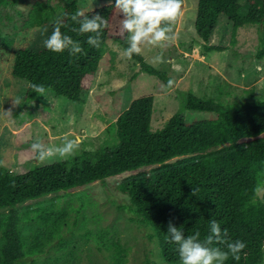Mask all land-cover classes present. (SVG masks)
I'll return each mask as SVG.
<instances>
[{
	"label": "trees",
	"instance_id": "trees-1",
	"mask_svg": "<svg viewBox=\"0 0 264 264\" xmlns=\"http://www.w3.org/2000/svg\"><path fill=\"white\" fill-rule=\"evenodd\" d=\"M21 1L28 8L24 29L48 26L47 38L60 18L66 25L62 33L83 49L80 54L69 55L68 51L50 52L43 45L39 50L18 47L12 75L28 81L22 109L38 96L32 84H41L45 90L75 102L81 100L96 80L108 41L129 46L128 33L120 30L122 17L114 8L115 0L85 11L89 17L99 14L109 21L99 48L87 43L89 34L71 31L79 27L70 19L80 10L77 0L61 4L53 0H0V9L4 10H0V25L7 17L18 29L6 8ZM246 4L248 12L243 15L239 12L241 0H198L195 29L206 51L224 48L210 43L218 16L223 13L235 29L258 25L261 44L256 55L264 57V0H246ZM11 46L12 40L0 32V51ZM132 58L162 83L172 81L141 53ZM158 89L161 91V84ZM154 107V94L133 99L107 126L115 130L112 145L29 169L0 166V264H36L37 256L53 240L62 238L67 211L64 209L61 215L57 202L68 192L117 176L121 179L116 187L129 197V220L156 240L167 261H179L177 246L169 242V223L181 228L185 236L199 231L203 240L209 233V222L215 219L222 231L228 230L229 240L247 245L239 261L230 255L225 264L263 263L264 197H256L253 190L258 180H264V99L223 103L190 91L183 109L204 115L187 116L177 111L157 129L152 127ZM192 188L199 189L196 197L191 196ZM44 197L46 201L37 207H23L27 201ZM215 246L226 250L224 245ZM124 261L125 255L120 252L117 263ZM142 264H152L151 258L147 255Z\"/></svg>",
	"mask_w": 264,
	"mask_h": 264
},
{
	"label": "rangeland",
	"instance_id": "rangeland-1",
	"mask_svg": "<svg viewBox=\"0 0 264 264\" xmlns=\"http://www.w3.org/2000/svg\"><path fill=\"white\" fill-rule=\"evenodd\" d=\"M77 1L85 12L111 0ZM24 2L6 8L18 29L7 17L0 25V32L12 40L9 49L0 51V161L11 169H29L35 164L62 160L39 162L31 149L34 141L44 149L55 150L79 138L78 150L67 158L112 145L116 141L115 130L107 126L133 99L143 95L155 96L153 129L162 127L177 111L187 116L204 115L183 109L190 91L223 103L264 99V57L256 55L261 44L258 25L245 24L236 30L228 16L221 13L210 43L224 48L206 51L195 29L198 0H184L182 12L172 26L175 38L156 45L147 41L140 45L143 58L172 78L171 87L157 75L143 71L138 60L127 59L121 43L109 40L96 80L81 100L75 102L46 89L45 97L38 95L27 108L14 106L13 98L21 97L23 102L28 86L27 80L12 75L17 49L26 45L39 50L48 30V26L23 28L28 16ZM239 12L243 15L248 12L246 0H241ZM120 179L117 176L97 181L68 192L57 202L61 215L64 209L67 211L62 238L53 240L37 256L36 264H118L120 252L125 255L124 264H142L147 255L152 264H179L167 261L156 240L129 220V197L116 187ZM40 199L27 201L23 207L28 204L37 207L47 198ZM28 261L31 263V258Z\"/></svg>",
	"mask_w": 264,
	"mask_h": 264
},
{
	"label": "clouds",
	"instance_id": "clouds-1",
	"mask_svg": "<svg viewBox=\"0 0 264 264\" xmlns=\"http://www.w3.org/2000/svg\"><path fill=\"white\" fill-rule=\"evenodd\" d=\"M182 3L183 0H115L114 8L122 17L119 20L120 30L128 33L129 46L124 49L127 59L140 54V45L144 41L156 45L175 38L172 26L181 14ZM70 19L79 25L78 28L74 27L71 31L78 35L89 34L87 43L95 48L100 47L103 31L110 27L106 18L99 14L89 17L85 12L77 10ZM65 26L63 20L57 18L51 35L43 40V47L58 54L65 51H68L69 55L82 53L83 49L80 44L74 41L71 36L62 33L61 28ZM170 33L172 36L169 35ZM172 84L173 81L170 80L168 87H171ZM30 87L33 92L45 97L46 90L43 85L32 84ZM22 104L21 97L13 98L14 106ZM79 145L80 139L74 138L63 147L53 150L51 148L44 149L42 144L34 141L31 149L37 154V160L43 163L52 158L63 159L73 156ZM3 164L4 162L0 161V166ZM253 191L256 197H264V180H258ZM198 192V188H192L191 196L196 197ZM167 233L170 237L169 242L177 246L179 264H225L230 255L234 260L239 261L240 253L247 246L241 240H229L228 230L222 231L220 223L215 219L209 222V233L203 240L200 239L199 231L194 235L185 236L181 228L178 229L171 223H169ZM215 245H224L226 250Z\"/></svg>",
	"mask_w": 264,
	"mask_h": 264
}]
</instances>
